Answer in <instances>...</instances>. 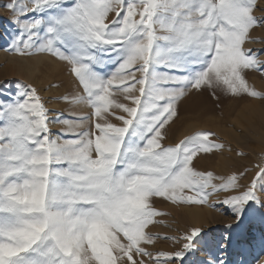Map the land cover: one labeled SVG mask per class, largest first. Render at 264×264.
I'll use <instances>...</instances> for the list:
<instances>
[{"label":"snow or ice","instance_id":"1","mask_svg":"<svg viewBox=\"0 0 264 264\" xmlns=\"http://www.w3.org/2000/svg\"><path fill=\"white\" fill-rule=\"evenodd\" d=\"M257 7V0H10L6 50L64 64L75 89L58 99L91 111L65 117L46 107L34 84L0 82V264H186L201 229L185 232L174 251H149L155 238L146 229L163 214L152 198L203 205L234 192L223 203L236 223L216 245L226 254L233 231L264 208V166L241 191L247 169L225 178L193 167L198 154L224 149L215 133L165 141L188 95L207 88L217 100H264L246 79L264 71L244 47L261 26ZM53 123L64 126L55 135ZM208 264L232 262L221 255Z\"/></svg>","mask_w":264,"mask_h":264},{"label":"rangeland","instance_id":"2","mask_svg":"<svg viewBox=\"0 0 264 264\" xmlns=\"http://www.w3.org/2000/svg\"><path fill=\"white\" fill-rule=\"evenodd\" d=\"M9 2L10 0H0V82L21 80L34 84L40 89L46 107L53 110V113H63L65 117L90 113L88 108L73 106L58 99L59 96L75 89L64 64L47 56L21 60L6 50L13 31L9 23L13 16L7 8ZM257 4L254 15L261 20V26L251 31L252 39L246 41L244 47L253 49L254 54L258 53V58L264 61V0H257ZM34 66L37 68L33 72L26 71ZM246 79L250 88L264 92V71H249L246 73ZM50 84L59 87H49ZM211 92V89L206 88L201 93L188 95L180 103L179 118L169 128L165 143H177L185 136L201 130L215 133L212 139L223 143L224 149L198 154L193 160V167L197 171H211L214 175L225 178L234 172L240 173L247 169L245 175L239 179L242 191L259 171L256 165L264 166V100L223 96L217 100ZM113 122L119 123L114 118ZM90 123V120L86 121L84 127L88 128ZM49 127L55 135L61 132L64 126L53 123ZM238 152L244 155H237ZM186 194L192 193L186 191ZM230 194L235 193L218 192L209 197L207 204L180 206L163 198L153 197L152 207L163 214L153 217V223L146 229L154 236L155 242L145 247L153 253L174 251L183 243L179 237L196 227L201 229V235L195 250L188 254L186 264H208L214 256L221 255L232 264H257V258H264V208H259L254 215L246 217L240 228L233 231V240L226 254L220 253L216 247L217 242L223 243L222 237L228 234L226 226L236 223L231 207L223 203ZM257 195L261 194L258 192ZM261 201L264 202V196H261ZM186 211L199 213L202 220L195 221L188 215L184 217Z\"/></svg>","mask_w":264,"mask_h":264},{"label":"bare ground","instance_id":"3","mask_svg":"<svg viewBox=\"0 0 264 264\" xmlns=\"http://www.w3.org/2000/svg\"><path fill=\"white\" fill-rule=\"evenodd\" d=\"M248 47V46H247ZM28 63V62H27ZM29 63H31V62H29ZM34 63V62H33ZM31 65V64H30ZM32 65H37V64H32ZM31 65V66H32ZM35 68H37V66H34V68L32 69H26V71L27 72H33L34 71V69ZM252 107V106H251ZM249 109H250V107H249ZM252 111V110H251ZM242 115V114H241ZM241 117V116H240ZM226 133V132H225ZM232 135V134H231ZM225 136H227V135H225ZM233 137V136H232ZM236 137V136H235ZM226 139H228V138H226ZM236 138H234V140H235ZM226 161V160H225ZM230 161V160H229ZM185 215H188L190 218H192L193 220H195V221H201L202 220V216L201 215H199V213H197V212H194V211H186L185 212V214H184V217H185Z\"/></svg>","mask_w":264,"mask_h":264}]
</instances>
